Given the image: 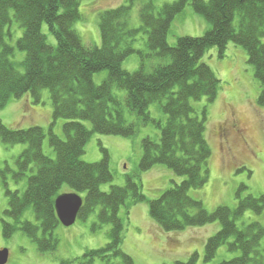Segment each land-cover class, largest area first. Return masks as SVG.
<instances>
[{
	"label": "trees",
	"instance_id": "16d2710c",
	"mask_svg": "<svg viewBox=\"0 0 264 264\" xmlns=\"http://www.w3.org/2000/svg\"><path fill=\"white\" fill-rule=\"evenodd\" d=\"M82 1L0 0V112L27 96L41 103L46 90L54 110L48 130L38 126L10 128L0 118L2 143L27 147L16 161L17 171L8 165L1 171L8 198L3 236L9 239L22 231L41 254L55 252L59 245L55 230L61 225L55 203L68 186L74 194H86L78 220L87 221L100 209L98 225L111 227L110 242L85 253L80 264L96 260L134 264L121 249L125 226L120 211L125 208L129 214L132 207L143 203L149 204L152 220L166 233L219 223L221 230L206 243V261H213L227 246L239 256L220 264H264V227L257 222L242 227L237 224L249 211L264 213V195H246L248 188L241 185L236 208L219 206L213 212L190 195L209 182L212 158L206 136L207 109L200 118L191 102L205 99L212 104L221 87L213 70L202 63L205 55L217 48L223 59L229 45L243 48L261 87L257 105L264 107V0H176L160 10L150 2L140 11L138 29L130 24L131 10L138 0H128V4L100 14L101 46H87L75 30L82 20ZM188 5L211 29L201 37H181L171 46L168 36L172 24ZM13 21L23 30L17 47L7 43ZM45 26L55 44L44 34ZM140 33L148 37L147 52L135 48ZM16 49L25 54L22 62L15 60ZM134 54L140 56V69L128 72L123 63ZM154 60L159 64L148 70ZM102 72L108 76L98 85L94 76ZM116 90L125 95L119 96ZM153 105L166 115L165 124L152 117ZM129 115L136 120L129 122ZM59 120L67 121L64 138L53 129ZM84 122L91 123L92 129ZM149 125L160 131L159 141L145 138L142 159L137 170L125 176V186H112L110 192H103V185L114 182L109 152L102 148L104 157L98 163L82 160L92 135L134 139L140 128ZM47 138L55 158L44 153ZM156 166H164L184 180L179 184L173 181L174 186L160 198L149 200L141 177ZM8 174L16 183L27 179L23 193L10 190L5 182ZM28 211L33 212L36 224L23 220ZM198 258L194 253L177 264H197Z\"/></svg>",
	"mask_w": 264,
	"mask_h": 264
},
{
	"label": "rangeland",
	"instance_id": "374dc122",
	"mask_svg": "<svg viewBox=\"0 0 264 264\" xmlns=\"http://www.w3.org/2000/svg\"><path fill=\"white\" fill-rule=\"evenodd\" d=\"M175 1L138 0L131 10V27L136 29L141 27L140 11L144 5L152 2L157 10H160L166 4ZM126 4L128 0H83L80 4L82 20L75 25V30L83 42L87 46H101L100 14ZM210 29L211 26L206 20L188 5L173 22L168 43L175 46L181 37H201ZM10 31L12 36L10 39L7 38V43L17 47L23 30L16 21H13ZM43 32L48 36L49 42L55 44L46 26ZM147 38V35L140 33L135 48L147 52L145 46ZM24 59L25 54L16 49L15 60L22 62ZM202 63L213 70L221 81V87L214 103H208L205 99L191 102L200 118L204 109H207L206 136L212 149V158L209 165V182L201 190H192L190 195L202 201L209 212L215 211L219 206L234 209L238 203L236 194L241 185L248 188L246 195L255 197L264 195V107L257 105L261 87L255 78L254 69L248 64L247 53L243 48L229 45L223 59L219 58L217 48H213L205 55ZM140 64V56L134 54L126 59L123 68L128 72H136L140 69ZM157 64L158 61H151L148 70ZM107 76L106 72L96 74L94 81L100 85ZM115 92L119 96L125 95L123 91ZM53 111L50 93L46 90L42 93L41 103H35L31 96H27L1 111L0 118L10 128L26 130L38 126L48 130L53 123ZM150 113L154 119L166 123L167 117L158 105L151 106ZM128 120L133 122L136 118L129 115ZM228 121H232L243 130L247 143L235 134L232 138L233 154L224 150L222 145L220 129ZM66 123L65 120L56 122L53 127L56 135L64 138L63 127ZM84 125L89 130L92 129L91 123L84 122ZM147 137L159 141L161 133L157 128L149 125L140 128L139 134L134 139L92 135L82 160L86 163H98L104 157L101 149L104 148L109 152L114 182L103 185L101 188L103 192H110L112 186H125V176L138 168L143 156L142 141ZM26 148L24 145L6 146L0 138V252L8 253L6 264H62L63 262L80 264L79 260L85 253L104 248L110 242L108 234L111 227L98 225L100 209H97L87 221L77 220L71 227L60 225L55 230L59 245L53 253L41 254L36 244L22 231H18L9 239L3 236L2 219L8 208V198L1 171L6 165L17 171L16 161ZM44 153L55 158L48 138L44 142ZM183 180L164 166H156L141 177L144 195L149 200L160 198L166 190L174 186L173 181L179 184ZM5 182L11 191L23 193L27 188V179L16 183L10 174L6 176ZM70 193L73 191L68 186H64L61 190V195ZM80 196L84 199L86 194ZM120 218L123 219L125 226L121 249L134 260V264H177V262H186L194 253L199 255L197 264H220L239 256L238 253L229 252L227 246H223L213 261L205 260L206 243L221 230L219 223L178 233H166L157 228L155 222L152 223L148 203L132 207L129 214L125 208H122ZM23 220L37 223L32 211L26 212ZM252 222L260 223L264 227V213L256 215L249 211L237 224L242 227ZM261 250H264V238L261 242ZM94 264H103V262L96 260Z\"/></svg>",
	"mask_w": 264,
	"mask_h": 264
},
{
	"label": "water",
	"instance_id": "95a60500",
	"mask_svg": "<svg viewBox=\"0 0 264 264\" xmlns=\"http://www.w3.org/2000/svg\"><path fill=\"white\" fill-rule=\"evenodd\" d=\"M83 203V198L78 194L60 195L56 199L55 208L61 225L65 227L73 226L78 220ZM7 259L8 253L6 251L0 252V264H6Z\"/></svg>",
	"mask_w": 264,
	"mask_h": 264
},
{
	"label": "flooded vegetation",
	"instance_id": "af4514ba",
	"mask_svg": "<svg viewBox=\"0 0 264 264\" xmlns=\"http://www.w3.org/2000/svg\"><path fill=\"white\" fill-rule=\"evenodd\" d=\"M220 131H221L222 145L224 147V150H228L229 153L233 154L234 151L232 138L234 137L235 134L240 136L243 142L246 141L243 130L239 128L237 124L232 123V121H228L224 126L221 127Z\"/></svg>",
	"mask_w": 264,
	"mask_h": 264
},
{
	"label": "crops",
	"instance_id": "0c3cea01",
	"mask_svg": "<svg viewBox=\"0 0 264 264\" xmlns=\"http://www.w3.org/2000/svg\"><path fill=\"white\" fill-rule=\"evenodd\" d=\"M154 221H152V223H153ZM156 227L158 228L159 226L158 225H156ZM160 228V227H159Z\"/></svg>",
	"mask_w": 264,
	"mask_h": 264
}]
</instances>
